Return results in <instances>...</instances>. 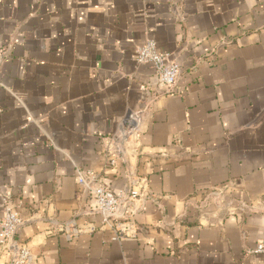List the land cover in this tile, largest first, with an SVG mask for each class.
<instances>
[{
	"label": "crops",
	"instance_id": "1",
	"mask_svg": "<svg viewBox=\"0 0 264 264\" xmlns=\"http://www.w3.org/2000/svg\"><path fill=\"white\" fill-rule=\"evenodd\" d=\"M149 39L181 66L170 93ZM89 170L140 190L133 238L101 228ZM4 198L34 264H264V0H0V220Z\"/></svg>",
	"mask_w": 264,
	"mask_h": 264
},
{
	"label": "built area",
	"instance_id": "2",
	"mask_svg": "<svg viewBox=\"0 0 264 264\" xmlns=\"http://www.w3.org/2000/svg\"><path fill=\"white\" fill-rule=\"evenodd\" d=\"M137 61L152 64L163 92H172V87L181 73V66L176 61L170 60L167 55L160 53L154 39H149L138 48ZM140 130L139 112L128 113L120 131L112 136L116 144L117 156L125 154L126 143L136 141L140 136ZM114 163L115 160H111V164ZM77 178L81 191L90 199L92 211L101 217V228L111 231V239L124 241L133 238L136 235L133 222L136 212L134 203L141 196L140 190L131 187L127 192L117 194L101 182L98 175L91 170L79 171ZM3 210L4 214L0 220V251L10 255V264H34L31 248L17 238L20 228L26 221L20 213L19 206L12 199L4 198ZM68 228L72 234L80 232V226L75 224H70ZM254 251L264 254V229Z\"/></svg>",
	"mask_w": 264,
	"mask_h": 264
}]
</instances>
